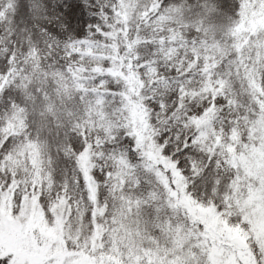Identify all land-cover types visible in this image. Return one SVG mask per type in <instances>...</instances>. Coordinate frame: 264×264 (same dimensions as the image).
Masks as SVG:
<instances>
[{"label": "snow or ice", "instance_id": "6c2138e0", "mask_svg": "<svg viewBox=\"0 0 264 264\" xmlns=\"http://www.w3.org/2000/svg\"><path fill=\"white\" fill-rule=\"evenodd\" d=\"M0 264H264V0H0Z\"/></svg>", "mask_w": 264, "mask_h": 264}]
</instances>
